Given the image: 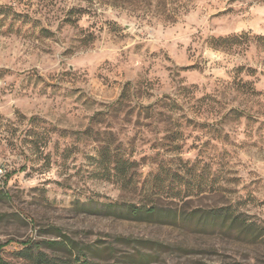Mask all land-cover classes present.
<instances>
[{
    "label": "rangeland",
    "instance_id": "374dc122",
    "mask_svg": "<svg viewBox=\"0 0 264 264\" xmlns=\"http://www.w3.org/2000/svg\"><path fill=\"white\" fill-rule=\"evenodd\" d=\"M0 7L1 260L264 264V0ZM159 196L183 220L105 207Z\"/></svg>",
    "mask_w": 264,
    "mask_h": 264
},
{
    "label": "trees",
    "instance_id": "16d2710c",
    "mask_svg": "<svg viewBox=\"0 0 264 264\" xmlns=\"http://www.w3.org/2000/svg\"><path fill=\"white\" fill-rule=\"evenodd\" d=\"M0 9H3V7H0ZM160 196L156 199L149 200L147 202L141 201L140 203H134V202H123V203H109L106 204V209L109 211L112 215L124 218V219H130L135 221H142V222H163V223H169V224H177L181 220H183V214L179 213L178 209L164 205L160 202ZM217 215L216 218H223L227 219L229 213L227 209L219 208L216 211ZM193 216L195 215L192 214ZM63 235V234H60ZM117 238V237H116ZM119 239H129L118 236ZM49 247H53L54 245H64L63 248L69 251L73 248H76L78 251V260L83 259V261L80 263L83 264H95L92 261L87 258L88 254L85 252L84 246H77L75 242L71 241L70 243H66L65 241H48L47 242ZM22 244L26 245L25 248H23L19 255L22 257H25L27 259H30L32 261H35L37 264H64L63 261L56 260V257H52L49 254L43 252L42 250H39L37 248V251H34V245L30 242H22ZM2 249V245H0V250ZM81 256V257H80ZM83 256V257H82ZM77 260V261H78ZM66 263V262H65ZM0 264H9L4 262L0 259Z\"/></svg>",
    "mask_w": 264,
    "mask_h": 264
}]
</instances>
